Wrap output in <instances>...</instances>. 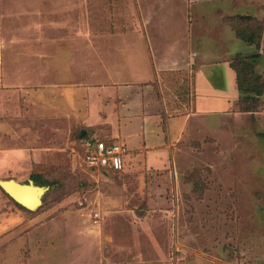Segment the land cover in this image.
<instances>
[{"label": "rangeland", "instance_id": "374dc122", "mask_svg": "<svg viewBox=\"0 0 264 264\" xmlns=\"http://www.w3.org/2000/svg\"><path fill=\"white\" fill-rule=\"evenodd\" d=\"M235 16L261 33L239 51L262 87L243 101L255 112L236 105L215 128L194 118L179 143L161 131L134 149L121 131L140 121L123 128L103 87L129 84L136 50L220 42ZM17 86L7 111L0 101V181L50 189L28 210L0 188V264H264V0H0V94ZM92 136L125 145L121 172L85 167Z\"/></svg>", "mask_w": 264, "mask_h": 264}, {"label": "crops", "instance_id": "0c3cea01", "mask_svg": "<svg viewBox=\"0 0 264 264\" xmlns=\"http://www.w3.org/2000/svg\"><path fill=\"white\" fill-rule=\"evenodd\" d=\"M214 22L218 26L222 23L218 19ZM218 35L221 36L220 42L216 35H202L201 40L194 42L193 48H189L190 42L184 41V46L177 52L171 48V51L158 50L148 55L147 50H136L137 56L133 58L131 54L129 59V84L103 87V92L109 96L107 102L112 106L109 107L112 116L120 118L123 128L140 121V131L137 133L121 131L124 140L139 136L134 149L145 154L157 147L153 142L147 144V139L162 132L167 135L171 133L169 143H179L187 130L190 133L197 129L191 124L194 118L200 119L199 126L215 128L225 117L236 114L233 110L236 108L238 91L230 62L236 54L248 49L231 29L221 27ZM239 43H243L240 50L236 47ZM49 67L55 69V64L51 63ZM17 87L18 90L15 87L3 89L0 101L8 103L2 106V110L7 111L12 103V94L22 95L25 92L24 87ZM72 90L66 89L64 92L69 103ZM39 92L36 93L39 94L38 98L43 96ZM47 92L52 93L51 88ZM32 93L35 91L32 90ZM73 94L78 98L76 104L79 103L80 92ZM114 141L120 142L117 138ZM166 143L167 140L163 142L165 148L168 147Z\"/></svg>", "mask_w": 264, "mask_h": 264}, {"label": "trees", "instance_id": "16d2710c", "mask_svg": "<svg viewBox=\"0 0 264 264\" xmlns=\"http://www.w3.org/2000/svg\"><path fill=\"white\" fill-rule=\"evenodd\" d=\"M237 19L243 20L241 17L235 16V17L227 18L226 22H228V25H230V27L232 28V31L234 32L237 39H239L246 45L254 46L257 49L259 47L260 39H261L260 31H257V33L254 34L252 31H251L252 33H248L245 31H241L239 28L237 29V27L234 25V20H237ZM256 30H260V29L257 28ZM242 55L243 54L241 53L236 54L233 57L234 60L233 61L231 60L230 62V67L235 73V82H236L238 98H239L236 100V105L238 106V110L240 113H250L251 114L255 112L254 108L243 106V101L247 102L249 100L247 98H252L253 95H255L256 97L261 96L262 87L257 84V81H259V76H257L254 71L253 62L252 63L248 62V58H244ZM252 82L256 84V86L253 88L251 87ZM243 99H246V100H243ZM89 138H93V139L100 138L106 143H110L114 141V139H111L109 137H106V138L97 137V136L84 137L80 144V157H82V154H83L82 144L84 140L89 139ZM105 172H109V171H105ZM110 172H113V171H110ZM119 172L121 171H117L114 173H119ZM39 183L41 185H46L44 181H40Z\"/></svg>", "mask_w": 264, "mask_h": 264}, {"label": "built area", "instance_id": "2783aa9c", "mask_svg": "<svg viewBox=\"0 0 264 264\" xmlns=\"http://www.w3.org/2000/svg\"><path fill=\"white\" fill-rule=\"evenodd\" d=\"M82 163L95 171H122L125 167L127 148L120 142L106 143L100 138H89L82 144Z\"/></svg>", "mask_w": 264, "mask_h": 264}, {"label": "water", "instance_id": "95a60500", "mask_svg": "<svg viewBox=\"0 0 264 264\" xmlns=\"http://www.w3.org/2000/svg\"><path fill=\"white\" fill-rule=\"evenodd\" d=\"M14 180H6V181H0V188L16 203L21 205L22 207L28 209V210H34L41 204V198L43 197L44 193L50 189V187H44V186H37L32 181H29L27 184H20L15 183L14 185L17 186L19 189H25V188H32L36 190V196L34 199L29 203H25V200L19 195L17 192L11 193L7 191L5 188V185L8 183H14Z\"/></svg>", "mask_w": 264, "mask_h": 264}, {"label": "bare ground", "instance_id": "6f19581e", "mask_svg": "<svg viewBox=\"0 0 264 264\" xmlns=\"http://www.w3.org/2000/svg\"><path fill=\"white\" fill-rule=\"evenodd\" d=\"M14 183H8L5 185V188L7 189V191L11 192V193H15L17 192L19 195H21V197L23 198V200H25V203L29 204L34 197L36 196V190L30 188H25V189H19L17 186H15V182Z\"/></svg>", "mask_w": 264, "mask_h": 264}]
</instances>
